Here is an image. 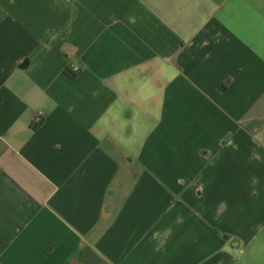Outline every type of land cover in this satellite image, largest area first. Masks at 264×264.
<instances>
[{"label": "crops", "instance_id": "0c3cea01", "mask_svg": "<svg viewBox=\"0 0 264 264\" xmlns=\"http://www.w3.org/2000/svg\"><path fill=\"white\" fill-rule=\"evenodd\" d=\"M0 264H264V0H0Z\"/></svg>", "mask_w": 264, "mask_h": 264}, {"label": "built area", "instance_id": "2783aa9c", "mask_svg": "<svg viewBox=\"0 0 264 264\" xmlns=\"http://www.w3.org/2000/svg\"><path fill=\"white\" fill-rule=\"evenodd\" d=\"M67 69L70 71V73H73V74L75 73V74H77V73L80 72L81 67H80L79 65L70 64V65L67 67ZM42 120H43L42 115H40V114H36V115H34V123H35V124H38V123L42 122Z\"/></svg>", "mask_w": 264, "mask_h": 264}, {"label": "trees", "instance_id": "16d2710c", "mask_svg": "<svg viewBox=\"0 0 264 264\" xmlns=\"http://www.w3.org/2000/svg\"><path fill=\"white\" fill-rule=\"evenodd\" d=\"M68 73H70V71L68 69H66ZM72 75V77H74V75L72 73H70Z\"/></svg>", "mask_w": 264, "mask_h": 264}]
</instances>
